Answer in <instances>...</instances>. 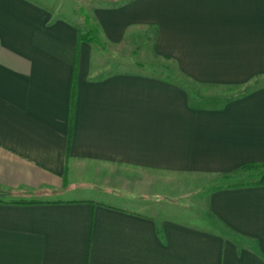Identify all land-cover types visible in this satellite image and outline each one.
Instances as JSON below:
<instances>
[{"label":"crops","instance_id":"1","mask_svg":"<svg viewBox=\"0 0 264 264\" xmlns=\"http://www.w3.org/2000/svg\"><path fill=\"white\" fill-rule=\"evenodd\" d=\"M48 1L0 0V264H264V186L214 188L195 224L151 210L153 175L264 163V85L213 106L104 70ZM91 14L107 45L151 29L152 53L193 85L264 78V0H95Z\"/></svg>","mask_w":264,"mask_h":264},{"label":"rangeland","instance_id":"2","mask_svg":"<svg viewBox=\"0 0 264 264\" xmlns=\"http://www.w3.org/2000/svg\"><path fill=\"white\" fill-rule=\"evenodd\" d=\"M52 1H56V4H54L56 6L60 3L63 5L66 11L58 13L74 20L80 33L85 34L86 32L83 15L87 17L88 24L96 27L91 14V8L95 0H85L87 1L86 3L81 2L80 4L84 6H79L77 10L70 4V0H49L47 4L50 5ZM152 39L153 31L144 28L132 31L125 42L119 46L107 45L100 39L98 45L89 44L93 47L94 53L100 56L99 68L104 70H124L136 67L166 77L172 82L184 83L193 100H198L197 103L201 104L209 103V105L219 106L241 92L264 85V78L254 79L242 87H202L193 85L177 74L173 61L157 57L152 53ZM154 176L152 193L160 196L162 201L161 204H158L159 206L154 209L151 208L152 213H163L170 217L173 215L187 224H195L206 219L204 202L206 195L211 190L220 186L243 185L255 182L258 180V170L236 171L223 176L169 173L167 175H157L161 177V179L157 180L158 182H156ZM152 201L156 203L157 199H152ZM208 226H211L210 228L212 229H217L212 225Z\"/></svg>","mask_w":264,"mask_h":264},{"label":"trees","instance_id":"3","mask_svg":"<svg viewBox=\"0 0 264 264\" xmlns=\"http://www.w3.org/2000/svg\"><path fill=\"white\" fill-rule=\"evenodd\" d=\"M88 19L85 15H83V23L85 24L86 27V32L85 34L80 33L77 30V43H91L98 45L100 40L98 37V28L97 27H92L91 24H88ZM90 25V26H89ZM258 170V180L252 183L248 184H243V185H233L230 187H239V186H264V163L261 164H246L240 167L237 171H247V170ZM223 188L222 186L217 187L215 190H219ZM10 196L9 191L5 190H0V202H4L6 198ZM17 204H34L36 202L34 201H19L16 202Z\"/></svg>","mask_w":264,"mask_h":264}]
</instances>
